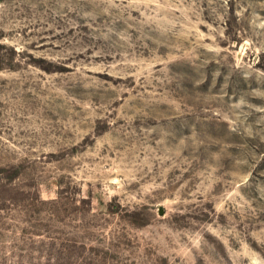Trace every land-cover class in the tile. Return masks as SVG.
Here are the masks:
<instances>
[{
  "label": "rangeland",
  "instance_id": "obj_1",
  "mask_svg": "<svg viewBox=\"0 0 264 264\" xmlns=\"http://www.w3.org/2000/svg\"><path fill=\"white\" fill-rule=\"evenodd\" d=\"M0 264H264V0H0Z\"/></svg>",
  "mask_w": 264,
  "mask_h": 264
}]
</instances>
